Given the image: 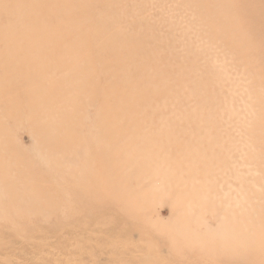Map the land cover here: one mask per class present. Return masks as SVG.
I'll return each instance as SVG.
<instances>
[{
  "label": "rangeland",
  "instance_id": "rangeland-1",
  "mask_svg": "<svg viewBox=\"0 0 264 264\" xmlns=\"http://www.w3.org/2000/svg\"><path fill=\"white\" fill-rule=\"evenodd\" d=\"M0 264H264V0H0Z\"/></svg>",
  "mask_w": 264,
  "mask_h": 264
}]
</instances>
